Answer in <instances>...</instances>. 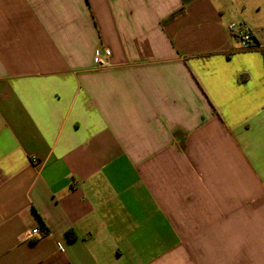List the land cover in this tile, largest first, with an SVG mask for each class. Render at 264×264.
<instances>
[{"label": "crops", "instance_id": "obj_1", "mask_svg": "<svg viewBox=\"0 0 264 264\" xmlns=\"http://www.w3.org/2000/svg\"><path fill=\"white\" fill-rule=\"evenodd\" d=\"M230 23L218 0H0V264H264V38Z\"/></svg>", "mask_w": 264, "mask_h": 264}, {"label": "built area", "instance_id": "obj_2", "mask_svg": "<svg viewBox=\"0 0 264 264\" xmlns=\"http://www.w3.org/2000/svg\"><path fill=\"white\" fill-rule=\"evenodd\" d=\"M228 29L239 40L243 51L260 49V45L255 42L254 32L245 22L230 23ZM111 50L107 47H100L94 52V65L98 70L107 69L112 66L110 62ZM34 161V159H33ZM49 234V229L45 226H37L26 231L23 235L25 241H34Z\"/></svg>", "mask_w": 264, "mask_h": 264}, {"label": "rangeland", "instance_id": "obj_3", "mask_svg": "<svg viewBox=\"0 0 264 264\" xmlns=\"http://www.w3.org/2000/svg\"><path fill=\"white\" fill-rule=\"evenodd\" d=\"M227 10L229 22H245L264 38V0H218ZM255 26V27H253Z\"/></svg>", "mask_w": 264, "mask_h": 264}, {"label": "trees", "instance_id": "obj_4", "mask_svg": "<svg viewBox=\"0 0 264 264\" xmlns=\"http://www.w3.org/2000/svg\"><path fill=\"white\" fill-rule=\"evenodd\" d=\"M185 5H186V3H184V6H183V8L181 9V12H183V10H184V8H185ZM261 50H262V53H263V56H264V49H261ZM69 235H70V238H71V239L75 238V235H73L72 232H70Z\"/></svg>", "mask_w": 264, "mask_h": 264}]
</instances>
